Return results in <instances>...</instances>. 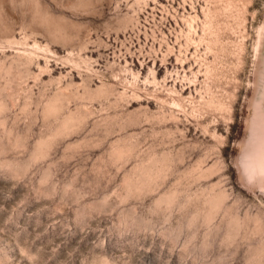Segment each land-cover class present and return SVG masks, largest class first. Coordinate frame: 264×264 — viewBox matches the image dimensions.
<instances>
[{
	"label": "rangeland",
	"instance_id": "obj_1",
	"mask_svg": "<svg viewBox=\"0 0 264 264\" xmlns=\"http://www.w3.org/2000/svg\"><path fill=\"white\" fill-rule=\"evenodd\" d=\"M263 88L264 0H0V264H264Z\"/></svg>",
	"mask_w": 264,
	"mask_h": 264
},
{
	"label": "crops",
	"instance_id": "obj_2",
	"mask_svg": "<svg viewBox=\"0 0 264 264\" xmlns=\"http://www.w3.org/2000/svg\"><path fill=\"white\" fill-rule=\"evenodd\" d=\"M263 92H264V88H263ZM262 101H263V95H262V99H261V105H262V110H263L261 117L263 116V113H264V107H263ZM250 171H252L251 172V178H253V177L256 178L258 176H262L263 177L262 179H264V166L261 168L252 167V168L248 169V172H250Z\"/></svg>",
	"mask_w": 264,
	"mask_h": 264
}]
</instances>
